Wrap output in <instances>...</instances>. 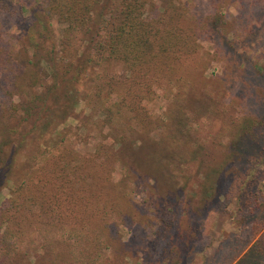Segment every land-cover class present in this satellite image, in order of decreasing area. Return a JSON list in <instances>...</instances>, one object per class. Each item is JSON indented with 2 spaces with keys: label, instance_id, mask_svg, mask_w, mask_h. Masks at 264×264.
<instances>
[{
  "label": "trees",
  "instance_id": "obj_1",
  "mask_svg": "<svg viewBox=\"0 0 264 264\" xmlns=\"http://www.w3.org/2000/svg\"><path fill=\"white\" fill-rule=\"evenodd\" d=\"M208 2L239 13L197 17L174 0H0V189L23 148L35 160L0 206V264L17 261L9 241L23 237L24 247L38 239L41 253L30 264H104L106 250L139 249L151 224L136 199L141 186L154 191V206L170 201L167 229L185 221L180 235L190 246L212 212L229 213L230 201L240 221L264 211V0ZM51 20L63 25L57 43ZM11 27L23 56L1 46L2 29ZM200 37L212 40V57L224 65L217 78L239 85L235 99L204 92L213 78L203 76ZM159 93L170 102L168 120L149 109ZM78 99L88 113L71 130L65 121ZM208 105L229 138L194 145L182 112L191 122ZM80 128L96 131L91 151L72 146L71 137L85 142ZM188 163L202 178L181 197L186 184L169 185L164 172ZM120 226L129 230L124 241ZM249 226L259 233L264 220ZM253 247L243 264H264V229Z\"/></svg>",
  "mask_w": 264,
  "mask_h": 264
},
{
  "label": "rangeland",
  "instance_id": "obj_2",
  "mask_svg": "<svg viewBox=\"0 0 264 264\" xmlns=\"http://www.w3.org/2000/svg\"><path fill=\"white\" fill-rule=\"evenodd\" d=\"M159 1L160 0H155L157 3H159ZM174 2L176 4L185 5L188 13L197 17L210 15V13L213 12V18L220 16L225 20H230L236 17L239 13L238 7L229 5L228 3H221L217 8L211 9L208 0H174ZM51 26L54 41L57 43L63 25L57 23L55 20H51ZM259 26L261 27L264 37V22L260 23ZM15 34L17 35L18 32L14 27H11L10 29H2L1 46L9 49L10 45H15V51H17L20 56H23V52L18 45L15 44L13 37ZM198 44L201 52L205 54L204 59L206 60L204 63L205 67L203 76L206 79L213 78V84L208 86L204 92L207 94H213L214 92L223 94V101L227 100L228 97L235 99V91L239 85L236 86V83H234L232 87L230 84L227 85L223 79L217 78L221 74L224 65L220 59H214V57H212L214 48L212 40L200 37L198 39ZM206 53H208V55ZM86 75L87 73L83 75L80 82L76 85L78 92L84 90ZM17 98V96H14L13 100H17ZM216 101L217 100H215V102ZM223 101L219 100V108H221ZM169 103V100L165 98L162 93H159V96L148 106L153 115L162 120H165L166 118V120H168L166 111L168 114H171V112H168L170 106ZM230 111L232 114H236L233 107ZM186 112L187 113H185V111L182 112V119L190 124V127L187 126L185 128L188 132V136H190L191 139L194 138L192 140L195 142L194 145L197 142L208 139L213 140L214 143H225L228 140L229 136L226 133L228 131L226 128L224 129L223 123V126L218 127L220 115L213 114L211 105H208L207 110L203 109L200 111L199 114L201 115L198 117L192 116L194 119H191V122L188 120V116L190 118V115H188L190 112ZM87 113V108L84 106L81 99H78V103L72 116L68 117L65 121V126H70L71 130H74V127L78 126L79 120ZM78 132V136L85 139V142L83 140H75L71 137L70 140L73 148L78 152L91 151L93 145L98 140L96 131H88L86 128H80ZM86 132L89 133L87 134ZM106 141L108 143L110 142L109 139H106ZM213 154L218 155L216 152H213ZM32 161L35 160L30 159L29 153L23 148L20 155L17 157L14 174L0 189V206L3 201L9 197L12 186H14L23 174L28 171V168L33 165ZM178 166L182 167H170V169L164 173L169 174V177L167 178V183L169 185L174 184L175 186H179L181 185V182L186 184L187 188L181 192L182 197L184 194L187 195L192 189L196 190L197 187L195 188L194 186L200 182L202 176H200V174L194 169V165L191 163L184 165L178 164ZM119 176V167L116 166L112 172V177L114 180H117ZM258 187L264 191V179L259 183ZM168 189V192H172V189ZM140 190L141 191L136 194V199L147 210V215L151 219V224L145 229L142 234L144 236L139 240L140 247L137 250L124 253L123 256L122 254H113L110 250H106L104 252L106 259L104 264H243L241 259L245 257L247 252H250V250L254 248L253 245L255 240L264 229L262 228L259 233L254 234L251 232L249 226L253 218H261L264 220V211L258 210L253 214L255 215L254 217L252 216L248 220H245L243 217L240 221L235 219L233 213L236 210V205L233 201H230L226 206V210L229 211V213H222L216 210L212 212L211 217L208 216V220L204 224L202 234L200 235L201 238L199 236L200 239L194 240L193 244L190 246V243L192 242L191 237L180 235L185 221L180 220L177 222V225L172 226V229H167V224L170 223L175 212L174 207H169L170 201L165 202L160 207L154 206V191L148 186H141ZM3 226L5 225H0V232L2 231ZM120 233L123 241L129 236V230L126 227H121ZM35 239L36 240L33 244L26 245L25 247L24 237L21 240L11 239L9 241L11 244V250L9 253L11 254L10 257L12 258L13 255H15L17 258V261H13V264H30L33 261V256L41 253L38 248V239ZM184 245H186L187 248H182ZM24 250L27 251L25 259Z\"/></svg>",
  "mask_w": 264,
  "mask_h": 264
}]
</instances>
